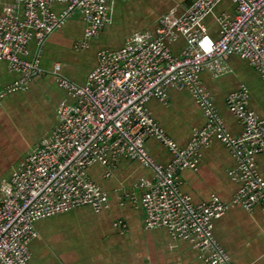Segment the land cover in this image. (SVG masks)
I'll use <instances>...</instances> for the list:
<instances>
[{
    "label": "built area",
    "instance_id": "obj_1",
    "mask_svg": "<svg viewBox=\"0 0 264 264\" xmlns=\"http://www.w3.org/2000/svg\"><path fill=\"white\" fill-rule=\"evenodd\" d=\"M112 0H13L0 11V62L10 72L21 74L7 86L0 81V117L3 100L29 89L43 77L41 52L58 29L76 13H82L86 29L74 49L87 51L111 23ZM225 0H194L181 15L170 10L155 31L133 33L123 47L103 49L97 67L80 85L61 73L56 64V84L67 99L57 109V124L50 136L36 145L17 170L0 181V264H28L31 242L38 238L37 222L79 207L100 213L109 209V194L90 175L103 168L105 179L114 176L125 159L136 161L153 172L151 180L139 183L140 198L127 194L144 212L146 229L164 228L175 241L187 242L205 264H233L215 237V223L231 208L264 212V177L257 157L264 152V117L250 107L246 86L226 98L227 109L242 127L232 134L218 111L214 96L202 74L222 76L231 70L225 60L237 55L247 60L264 81V0H229L233 14L216 17L220 37L213 40L205 23ZM63 3L56 11L54 5ZM184 38L185 46L175 54L170 45ZM38 46L27 58L29 45ZM186 89L200 108L205 124L195 128L183 147L153 117L152 99L169 106V90ZM156 140L171 155L168 165L157 162L148 147ZM221 142L236 161L230 178L240 187L231 201L217 195L195 203L181 189V174L197 169L201 150ZM126 230L123 221L115 223Z\"/></svg>",
    "mask_w": 264,
    "mask_h": 264
},
{
    "label": "crops",
    "instance_id": "obj_2",
    "mask_svg": "<svg viewBox=\"0 0 264 264\" xmlns=\"http://www.w3.org/2000/svg\"><path fill=\"white\" fill-rule=\"evenodd\" d=\"M194 0H112L111 23L93 40L87 51L74 49L86 29L82 13H76L46 42L41 52L43 77L31 82L29 89L9 95L3 100L0 117V181L17 170L23 158L41 141L51 135L57 124V109L67 99L66 93L56 84L54 68L61 65V73L83 85L98 64V53L103 49H118L135 32L155 31L160 19L170 10L181 15ZM13 0H0V11ZM65 5H54L56 11ZM235 5L223 1L212 15L206 18L208 33L213 40L220 37L216 21L218 14H233ZM185 46L184 38L170 45L175 54ZM38 46L29 45L27 58H34ZM231 70L222 76L210 71L202 74L204 84L214 96L215 105L227 129L234 135L242 132L235 116L227 109V96L246 86L250 93V107L264 117V81L258 71L245 59L231 55L225 60ZM21 77L10 72L6 62H0V81L3 86ZM169 106L152 99L148 107L153 117L181 146L191 140L195 128H202L205 117L186 89L169 90ZM148 147L157 162L168 165L171 155L156 140ZM257 163L264 177V152ZM236 166L230 151L219 141L202 148L197 169L181 174L183 192L191 195L195 203L208 202L212 195L231 201L240 185L234 182L229 171ZM92 179L109 194L110 207L100 213L91 207H79L67 213L40 220L36 227L38 238L31 242V259L28 264H205L191 245L173 240L164 228L146 229L144 212L131 199L141 197L139 183L151 180L153 172L142 164L125 159L113 177L105 179L103 168L95 166ZM123 221L126 230L115 226ZM215 237L230 255L233 264H264V212H248L238 206L231 208L214 227Z\"/></svg>",
    "mask_w": 264,
    "mask_h": 264
}]
</instances>
